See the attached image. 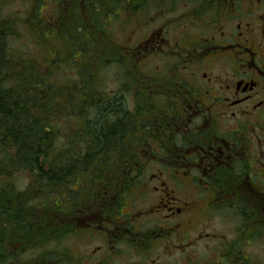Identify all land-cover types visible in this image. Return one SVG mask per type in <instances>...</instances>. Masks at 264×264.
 I'll return each mask as SVG.
<instances>
[{
	"label": "flooded vegetation",
	"instance_id": "af4514ba",
	"mask_svg": "<svg viewBox=\"0 0 264 264\" xmlns=\"http://www.w3.org/2000/svg\"><path fill=\"white\" fill-rule=\"evenodd\" d=\"M63 1L66 20L78 16L92 46L104 40L107 50L96 53L118 60V52L135 73L101 94L106 109L118 110L107 117L126 135L132 129L118 148L130 171L121 183L86 189L81 216L69 201L52 207L55 218L67 210L51 236L54 262L45 259L49 243L10 233L5 264H123L126 248L147 254L172 238L187 243L175 264H202L184 253L203 238L226 239L205 231L202 220L213 215L232 219L243 239L210 250L203 264H264L245 251L264 239V0ZM112 25L126 38L113 37ZM79 240L99 241L95 252L105 259L95 263ZM28 251L38 259H26Z\"/></svg>",
	"mask_w": 264,
	"mask_h": 264
},
{
	"label": "trees",
	"instance_id": "16d2710c",
	"mask_svg": "<svg viewBox=\"0 0 264 264\" xmlns=\"http://www.w3.org/2000/svg\"><path fill=\"white\" fill-rule=\"evenodd\" d=\"M79 23L78 20L75 27L77 42L70 47L69 55L61 57L66 65L62 66L57 59L51 66L41 50L40 54L28 53L10 46L8 40L16 37L21 21L15 16H0V262L5 261L2 264L9 260H5L3 241L8 234L13 235V240L20 235L31 245L41 241L45 248L53 240L55 225L61 227L60 221L67 216L63 208V215L55 218L54 205L64 207L69 201L73 216H81V199L86 189L95 190L100 182L106 186L114 178L121 183L120 177L130 171L120 162L118 148H124L123 140L128 139L132 129L128 128L126 135V126L121 121L107 117L113 109H106L101 85L93 83V78L101 79L100 73L95 77L92 68L80 59L85 54H96V50L92 42L79 37L77 29L84 32L87 29ZM54 29L40 30L41 40H46V32L53 35ZM76 56L83 63L76 65ZM59 68H73L78 78L67 74V81L63 82L61 75L65 74L58 75ZM131 169L134 176L141 175L138 167ZM118 198L123 200L121 191ZM11 226L18 232H10ZM61 232H67L66 226ZM52 246L51 243L48 248L50 253L45 249V259L50 262L55 261ZM18 261L23 264L24 259Z\"/></svg>",
	"mask_w": 264,
	"mask_h": 264
},
{
	"label": "rangeland",
	"instance_id": "374dc122",
	"mask_svg": "<svg viewBox=\"0 0 264 264\" xmlns=\"http://www.w3.org/2000/svg\"><path fill=\"white\" fill-rule=\"evenodd\" d=\"M60 1L59 3L61 5L58 4V0H0V16L3 18L15 16L16 18H20L21 21V24H19L17 29L18 33L16 34V37L12 39L9 38L8 41L11 43H9V45L16 49L21 48L23 51L28 53H39V50H41L43 52L42 57H45V61L47 64L52 66L55 60L58 59L60 60V64L62 66H65V59L61 57L66 54L69 55L70 47L73 43L77 42V39L74 37L76 34L75 27L78 25V16L71 15V17H69L67 21L66 17L64 16L65 5H63V0ZM57 14L59 18H57ZM23 21L25 25L24 23L22 24ZM39 23H41L40 26L38 25ZM112 26L113 27L110 30V33H113V37L119 39L126 38V35L120 31V26ZM44 27L50 28L51 30L55 28L53 30L55 32L53 35L51 34V31L46 32V40L42 39V41L40 30L44 29ZM85 27L87 28V26ZM77 31L79 32V37L81 36V38L89 42L91 38L88 36L87 32H84L81 28H78ZM105 40L108 39L106 38ZM41 41L42 44L40 45ZM103 41L104 40L102 38L96 39L93 48L97 51H99V49L105 51L106 48L103 49ZM117 53L114 54L116 55V58H118V60L113 59V56L111 55L113 54L112 52H101L92 55L85 54L84 56L80 57V59L83 60L84 64L86 63L89 68H92V72L94 73L95 77L100 73L101 79L99 80L97 78H93V83L95 82V84L101 85L102 93L104 91L108 92L112 88L116 87L118 85V81L125 79H134L136 77L135 73L133 71H130L129 65L131 63L128 64L125 58ZM80 59H78L76 56V62H78L76 63V65L83 63ZM113 64H115V67ZM127 70L131 72L130 75H127ZM57 73L58 75L63 73L65 74L61 75L63 82L67 81V74H71L75 79L78 78V72L73 68H59ZM91 80L92 79H90V81ZM80 182H82V179L80 180ZM128 210L129 208L126 211ZM202 222L203 226L208 224L205 231L216 233L219 237L226 239L220 240L219 242L214 237L211 239L203 238L202 241L197 242L196 246L192 247L191 250L184 253L185 260L187 258H192L193 261H201L202 264L205 262H209L213 260V257H209L207 254L210 250L214 249L215 247H222V245L225 243L227 244L229 242L240 241L243 239V235H240L242 234V232L235 235L234 231H236L237 223H234L230 218H223L221 216L213 215L211 219L206 218L203 219ZM192 234H195V232H192ZM257 239L252 241L251 246H249V248H247L245 251L248 253V255H251L257 261V263H259L260 261L264 263V239L263 241L261 239L260 241H258ZM78 243L79 249L84 253H90L95 263H98L99 260L105 259L102 258L103 254L101 252H95L96 249H98L96 248V245H98L99 241L96 242L92 240H79ZM49 245H51V243ZM186 245V242H183L180 239L178 240L176 238H172L167 241L163 240L162 242L158 243L155 248L148 250L147 254H139L135 249L132 250L126 248L127 252L125 250V254L120 262L123 264H140V261L142 260L147 261L146 264H156L158 262H162L163 264H175V259L179 257L181 250H183L184 246ZM108 249L111 253V246H108ZM113 253H116V248L115 252ZM78 255L82 256L83 261L88 260L87 256L81 253H79ZM38 256L39 254L37 252L28 251L26 259L31 257L37 258ZM114 256H116V254H114Z\"/></svg>",
	"mask_w": 264,
	"mask_h": 264
}]
</instances>
